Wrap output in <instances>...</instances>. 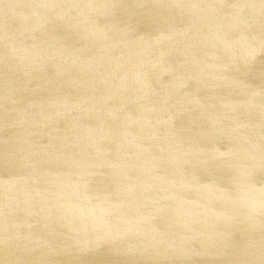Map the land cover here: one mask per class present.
I'll list each match as a JSON object with an SVG mask.
<instances>
[{"label": "water", "instance_id": "95a60500", "mask_svg": "<svg viewBox=\"0 0 264 264\" xmlns=\"http://www.w3.org/2000/svg\"><path fill=\"white\" fill-rule=\"evenodd\" d=\"M262 89L264 0H0V264H264Z\"/></svg>", "mask_w": 264, "mask_h": 264}, {"label": "bare ground", "instance_id": "6f19581e", "mask_svg": "<svg viewBox=\"0 0 264 264\" xmlns=\"http://www.w3.org/2000/svg\"><path fill=\"white\" fill-rule=\"evenodd\" d=\"M91 21L92 23L96 26L98 24H100V21L98 19H94V17H91ZM86 35V34H85ZM87 36V35H86ZM222 71L227 73L228 74V77L230 78H234V77H237L238 79H242L243 77L242 76H239L238 74H236L231 68L229 65H224V67H222ZM264 91V89H262ZM260 97V94L259 93H256L254 95V98L255 99H258Z\"/></svg>", "mask_w": 264, "mask_h": 264}]
</instances>
